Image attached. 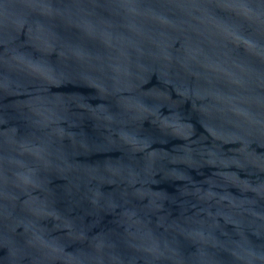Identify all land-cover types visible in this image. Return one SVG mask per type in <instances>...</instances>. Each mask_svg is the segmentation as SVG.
Masks as SVG:
<instances>
[{
  "label": "water",
  "instance_id": "water-1",
  "mask_svg": "<svg viewBox=\"0 0 264 264\" xmlns=\"http://www.w3.org/2000/svg\"><path fill=\"white\" fill-rule=\"evenodd\" d=\"M0 264H264V0H0Z\"/></svg>",
  "mask_w": 264,
  "mask_h": 264
}]
</instances>
